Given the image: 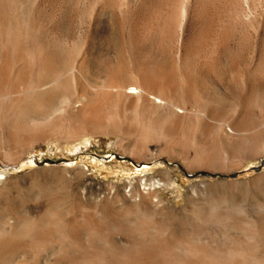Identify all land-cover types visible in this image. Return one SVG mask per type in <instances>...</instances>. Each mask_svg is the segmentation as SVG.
Listing matches in <instances>:
<instances>
[{"label": "rangeland", "instance_id": "1", "mask_svg": "<svg viewBox=\"0 0 264 264\" xmlns=\"http://www.w3.org/2000/svg\"><path fill=\"white\" fill-rule=\"evenodd\" d=\"M19 214L40 264L65 236L96 264H264V0H0V222Z\"/></svg>", "mask_w": 264, "mask_h": 264}, {"label": "bare ground", "instance_id": "2", "mask_svg": "<svg viewBox=\"0 0 264 264\" xmlns=\"http://www.w3.org/2000/svg\"><path fill=\"white\" fill-rule=\"evenodd\" d=\"M51 221V220H50ZM80 224V223H79ZM109 224V223H108ZM50 225V224H49ZM110 225V224H109ZM118 225V224H117ZM87 226V225H86ZM106 226V225H105ZM108 226V225H107ZM119 227V226H118ZM42 226L39 224H30V226H27L26 224V216H16V219L14 220L13 223H1L0 222V264H40V261L38 262L35 259H29L26 255H23L20 253L21 248H22V243L23 240L28 236V234L30 236H32V241H36L38 238L36 237V235H38L39 233H41L42 231ZM46 228V225H45ZM73 228V227H72ZM90 228V227H89ZM110 228V227H109ZM51 229V228H50ZM69 229V228H68ZM97 229V228H96ZM108 229V228H107ZM56 230V229H55ZM70 230V229H69ZM113 230L116 231H121V229H117V227H114ZM139 230V229H138ZM48 231V230H47ZM72 231V230H71ZM109 231V229H108ZM123 231V229H122ZM142 231V230H141ZM52 232V231H51ZM55 232V231H54ZM74 232V231H73ZM73 238L76 237V240L78 241V243H76V245H78V248H82L84 247V244H82V235L84 233V225H81L79 227H77L75 229V235ZM86 232V231H85ZM100 232V230H99ZM157 232V231H155ZM56 233V232H55ZM89 233V232H88ZM102 233V232H101ZM111 233V231L109 232ZM121 233V232H120ZM129 233V232H128ZM144 233V232H143ZM151 233V232H150ZM58 234V233H57ZM64 234V233H63ZM67 234V232H66ZM105 234V233H104ZM119 234V233H118ZM163 234V233H162ZM41 235V234H40ZM47 235V234H46ZM49 235H51V233H49ZM65 235V234H64ZM71 235V234H70ZM93 235V233H92ZM96 235V234H95ZM101 235V234H100ZM103 235V234H102ZM143 235V234H142ZM54 236V235H53ZM56 236V234H55ZM58 236V235H57ZM60 236V234H59ZM90 236V235H89ZM94 236V235H93ZM105 236V235H104ZM151 236V235H150ZM51 237V236H50ZM70 237V236H69ZM68 236L62 237V240L60 242H57V245H60V250L62 251L60 255L56 256L54 254V257L52 260L47 261V263L45 264H96L97 260L96 258L94 259H88L86 260L82 254L78 253L77 250H75L74 246H73V242L70 241V238ZM99 237V236H98ZM129 237H131L129 235ZM156 237V236H155ZM49 238V237H48ZM52 238V237H51ZM100 238V237H99ZM106 238V236H105ZM116 238V236H115ZM145 238V237H144ZM40 239V237H39ZM42 239V238H41ZM50 239V238H49ZM56 239V237H54V240ZM128 239V238H127ZM141 239V237H140ZM153 239V238H152ZM51 240V239H50ZM53 240V241H54ZM86 240V239H85ZM52 241V240H51ZM73 241V240H72ZM98 241V240H97ZM25 242V241H24ZM39 242V240H38ZM55 242V241H54ZM41 243V242H39ZM150 243V242H149ZM163 243V242H161ZM167 243V242H166ZM188 243V242H187ZM24 244V243H23ZM29 244V243H28ZM92 244V242H91ZM26 245V244H25ZM24 245V246H25ZM30 245V244H29ZM28 245V246H29ZM52 245V244H51ZM104 245V244H103ZM161 245V244H160ZM42 246V245H41ZM55 246V245H54ZM110 246V244L108 245ZM138 246V244H137ZM141 246V245H140ZM165 246V245H164ZM48 247V245H47ZM87 247V246H85ZM96 247V246H95ZM94 247V248H95ZM142 247V246H141ZM162 247V246H161ZM166 247V246H165ZM77 248V249H78ZM110 248V247H109ZM113 248V247H112ZM119 248V247H118ZM176 248V247H175ZM58 249V248H57ZM98 249V248H97ZM102 249V248H100ZM160 249V248H159ZM59 250V249H58ZM111 250V249H110ZM109 250V251H110ZM118 250V249H117ZM121 250V249H120ZM139 250V249H138ZM144 250V249H143ZM82 251V249H81ZM122 251V250H121ZM124 251V250H123ZM157 251V250H156ZM155 251V252H156ZM161 252V250H159ZM196 251V250H195ZM199 251V250H198ZM209 251V249H208ZM96 252V251H93ZM100 252V251H99ZM142 252V251H141ZM140 252V253H141ZM145 252V251H144ZM217 252V251H216ZM151 253V252H150ZM183 253V252H182ZM190 253V251H189ZM200 253V252H199ZM59 254V253H58ZM97 254V253H96ZM104 254V253H103ZM119 254H121L119 252ZM126 254V253H125ZM170 254V253H169ZM105 255V254H104ZM110 255V253L108 254V256ZM122 255V254H121ZM137 255H140L137 253ZM150 255V254H149ZM185 255V254H183ZM199 255V254H197ZM202 255V256H201ZM228 255V254H227ZM30 256V255H29ZM95 256V255H93ZM98 256V254H97ZM102 256V255H101ZM112 256V255H111ZM173 256V255H172ZM192 254L190 253V255L185 256V258L189 259L192 258ZM196 256V255H195ZM246 256V255H245ZM244 256V257H245ZM39 257V256H38ZM103 257V256H102ZM110 257V256H109ZM128 257V256H127ZM146 257V256H145ZM200 257V258H199ZM113 258V257H112ZM147 258V257H146ZM199 259H201L203 262H208L209 263L212 261H216L219 262L221 264H234V258L233 257H226V256H219L216 257L214 256L212 253L209 252H204L202 254H200L198 256ZM247 258V257H246ZM39 259V258H38ZM48 259V258H47ZM142 259V258H141ZM150 259V258H149ZM197 259V258H196ZM250 259V258H249ZM107 260V259H106ZM119 260L122 264H137V260L134 262H128L127 258H125V256H119ZM146 260V259H145ZM255 260V259H254ZM257 260V259H256ZM112 261V260H111ZM131 261V260H130ZM141 261V260H140ZM45 262V261H44ZM100 262V261H99ZM103 262V261H102ZM128 262V263H127ZM43 263V262H42ZM101 263V262H100ZM112 263V262H111ZM116 263V262H114ZM148 263V262H147ZM166 263V262H165ZM196 263V262H195ZM44 264V263H43ZM139 264V263H138ZM154 264V263H153ZM184 264V263H183ZM241 264H246L241 263ZM260 264H263L262 262Z\"/></svg>", "mask_w": 264, "mask_h": 264}]
</instances>
